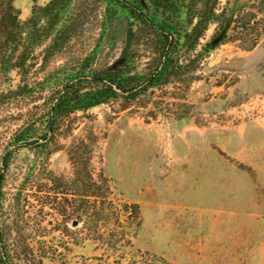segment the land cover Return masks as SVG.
Returning <instances> with one entry per match:
<instances>
[{
	"label": "rangeland",
	"instance_id": "374dc122",
	"mask_svg": "<svg viewBox=\"0 0 264 264\" xmlns=\"http://www.w3.org/2000/svg\"><path fill=\"white\" fill-rule=\"evenodd\" d=\"M47 1L12 3L25 20ZM218 7L198 41L179 40L166 84L77 111L48 150L22 145L9 156L3 219L28 258L264 264V0ZM122 40L105 44L89 28L69 52L111 61ZM153 44L135 51L139 70L151 66ZM32 111L27 99L0 109V146Z\"/></svg>",
	"mask_w": 264,
	"mask_h": 264
},
{
	"label": "trees",
	"instance_id": "16d2710c",
	"mask_svg": "<svg viewBox=\"0 0 264 264\" xmlns=\"http://www.w3.org/2000/svg\"><path fill=\"white\" fill-rule=\"evenodd\" d=\"M219 1L48 0L32 6L25 20L13 0L0 2V82L12 72L20 75L15 85L0 88V109L27 99L35 110L21 118L10 141L0 146V264H41L45 257L40 252L28 258L32 249L13 242L12 225L3 219L9 156L22 145L48 150L77 111L118 97L135 100L166 84L165 76L178 66L173 51L179 40L198 41L217 23L225 9ZM89 28L105 44L120 36L124 48L119 56L108 61L97 59V52H69ZM149 37L155 56L151 66L139 70L135 51ZM157 260L168 264L162 257Z\"/></svg>",
	"mask_w": 264,
	"mask_h": 264
},
{
	"label": "water",
	"instance_id": "95a60500",
	"mask_svg": "<svg viewBox=\"0 0 264 264\" xmlns=\"http://www.w3.org/2000/svg\"><path fill=\"white\" fill-rule=\"evenodd\" d=\"M76 220L73 221V223L75 224Z\"/></svg>",
	"mask_w": 264,
	"mask_h": 264
}]
</instances>
